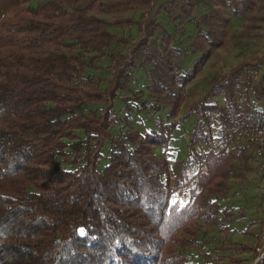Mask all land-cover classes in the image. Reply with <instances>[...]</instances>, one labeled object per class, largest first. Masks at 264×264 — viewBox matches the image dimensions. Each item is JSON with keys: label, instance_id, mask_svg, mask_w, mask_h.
Here are the masks:
<instances>
[{"label": "trees", "instance_id": "obj_1", "mask_svg": "<svg viewBox=\"0 0 264 264\" xmlns=\"http://www.w3.org/2000/svg\"><path fill=\"white\" fill-rule=\"evenodd\" d=\"M261 1L36 0L0 17V264H186L183 250L191 248L210 264L221 259L202 250L199 234L227 230V181L237 176L234 159H253L251 147L195 151L207 148V118L231 102V87L220 106L203 100L180 118L179 108L184 87L222 46L229 17H245ZM158 16L175 31L193 28L187 66ZM131 25L135 40L108 31ZM116 44L129 49L111 51ZM103 57L110 77L100 88L87 69ZM137 68L148 111L164 108L165 119L113 135L116 99L130 91ZM190 116L185 158L170 160L171 136Z\"/></svg>", "mask_w": 264, "mask_h": 264}, {"label": "rangeland", "instance_id": "obj_2", "mask_svg": "<svg viewBox=\"0 0 264 264\" xmlns=\"http://www.w3.org/2000/svg\"><path fill=\"white\" fill-rule=\"evenodd\" d=\"M162 1L164 0H157L158 3ZM20 2L30 6L36 4V0H21ZM257 8L260 9H256V11L245 17H229V24L226 28L222 46L212 51L211 56L204 63L200 72L184 87L187 98L179 108V118L186 114L188 108L197 105L203 100L207 104L215 102L220 106L225 101L224 99L231 94L229 85L230 75L235 74L240 62H243L240 68L245 65L243 70L253 65H250L251 63H247L246 61L256 59V62L259 61L262 65L264 64V0L257 5ZM138 18L139 14L136 13L133 19L137 21ZM157 19L172 34L175 39L174 45L182 49V65L187 66L192 61V58L185 53L187 50L184 45L188 42V40L186 41V36L194 32L193 28L190 24H187L185 28H179L178 31H175L166 20L160 16ZM108 31L127 41L135 40L137 37L135 25L123 28L109 27ZM128 49V44H116L110 50L126 53ZM108 65V58L103 57L93 64L96 70L87 69V72L99 80L100 88L105 87L106 80L110 77ZM145 85V72L140 68L135 69L130 81V91L120 93L116 99L117 102L114 106L116 123L110 128L111 134H116L127 125L143 133L154 129L157 122L164 121L166 109L163 108L158 112L148 111L151 98L147 96ZM214 91H217V93H213ZM138 92H141V95L136 100L134 99V93ZM195 121V117L190 116L177 126L176 132L171 136L166 153L170 160H184L188 138ZM106 149L107 147L102 151V157L98 164L99 170L106 164ZM207 149L196 148L195 151L197 153L200 150L206 152ZM155 152L159 154L160 150L156 149ZM233 163V170L237 176L227 181V199L221 203V207L225 208L230 214V219H239L238 221L240 222L237 221V225L233 226L239 230L247 227L248 234H231L229 237H226L225 232L219 233L217 228H212L205 233H200L199 238L202 240L203 245L206 246V250L204 247L202 248L203 251L215 253L214 256L221 258L217 262L213 260L212 264H236L230 262L231 259L241 260L240 264H257L258 261L255 260L256 255L254 252L257 238L254 239V237L255 234L258 235L261 227L264 226V222L261 223V220L264 218V186L261 185L255 172V162L252 158L244 164L242 158L238 157L234 159ZM176 169V166L172 167L173 171ZM250 222H253V225L251 224L248 227ZM236 244L240 246H253V249L252 251H241L243 253L241 254L231 249ZM183 253L187 256L186 264H210L198 255L199 250L197 248L184 249Z\"/></svg>", "mask_w": 264, "mask_h": 264}, {"label": "built area", "instance_id": "obj_3", "mask_svg": "<svg viewBox=\"0 0 264 264\" xmlns=\"http://www.w3.org/2000/svg\"><path fill=\"white\" fill-rule=\"evenodd\" d=\"M233 98L220 114L207 118L206 147L214 155H223L239 146L251 147L255 172L264 186V64L251 66L230 75ZM257 261L264 257V226L254 247Z\"/></svg>", "mask_w": 264, "mask_h": 264}, {"label": "crops", "instance_id": "obj_4", "mask_svg": "<svg viewBox=\"0 0 264 264\" xmlns=\"http://www.w3.org/2000/svg\"><path fill=\"white\" fill-rule=\"evenodd\" d=\"M21 0H0V17L8 10H10L11 8H13L15 5L17 4H23L22 2H20ZM256 60V59H255ZM255 60H252V61H246L247 63H251L250 65L254 64L256 61ZM241 63L243 62H240V65H239V68L238 70L240 69V66H241ZM238 70L236 72H238ZM235 72V73H236ZM231 221L229 223H227V230L225 231L226 233V237H229V235L231 234H238V235H247V227H244L242 230H239V229H236L233 225H237V221L239 220H233L232 218L230 219ZM240 222V221H238ZM264 222V218L261 220V223ZM239 224V223H238ZM251 224L253 225V222H250L249 223V226H251ZM257 238V234H255V237L254 239ZM253 247V246H252ZM246 251V250H245ZM236 252H240L241 254H243L241 251H236Z\"/></svg>", "mask_w": 264, "mask_h": 264}]
</instances>
